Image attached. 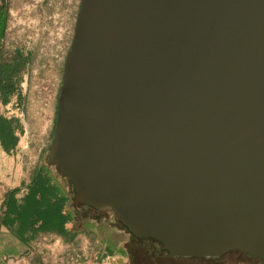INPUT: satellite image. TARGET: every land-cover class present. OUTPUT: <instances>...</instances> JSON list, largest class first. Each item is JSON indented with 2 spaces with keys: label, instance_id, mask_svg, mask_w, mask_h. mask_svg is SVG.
Returning <instances> with one entry per match:
<instances>
[{
  "label": "water",
  "instance_id": "obj_1",
  "mask_svg": "<svg viewBox=\"0 0 264 264\" xmlns=\"http://www.w3.org/2000/svg\"><path fill=\"white\" fill-rule=\"evenodd\" d=\"M48 156L172 258L264 260V0H81Z\"/></svg>",
  "mask_w": 264,
  "mask_h": 264
},
{
  "label": "crops",
  "instance_id": "obj_2",
  "mask_svg": "<svg viewBox=\"0 0 264 264\" xmlns=\"http://www.w3.org/2000/svg\"><path fill=\"white\" fill-rule=\"evenodd\" d=\"M38 167L43 168L40 183L32 187L31 174L21 178L4 202L0 264H158L154 259L146 262L145 258L132 255L130 246L136 240L121 224L111 227L113 221L104 217L105 213L77 207L73 202L75 188L69 178L59 176L51 165L41 163ZM29 189H34V196H28ZM41 202H47L44 208ZM11 226L22 235L15 236ZM52 226L67 232L69 237L40 232L41 228ZM164 257L173 264H264L263 259L241 251L217 258H172L167 253Z\"/></svg>",
  "mask_w": 264,
  "mask_h": 264
},
{
  "label": "rangeland",
  "instance_id": "obj_3",
  "mask_svg": "<svg viewBox=\"0 0 264 264\" xmlns=\"http://www.w3.org/2000/svg\"><path fill=\"white\" fill-rule=\"evenodd\" d=\"M4 2L9 15L0 65L11 62L17 52L28 58V64L20 71L16 95L8 104L0 98V117L15 118L23 127V133L17 132L19 142L15 151L8 153L0 144V212L21 178H28L41 163L50 166L48 153L56 122L57 98L81 0ZM107 214L103 216L113 221L111 227H120ZM140 246L164 250L163 245L151 240L140 241Z\"/></svg>",
  "mask_w": 264,
  "mask_h": 264
},
{
  "label": "trees",
  "instance_id": "obj_4",
  "mask_svg": "<svg viewBox=\"0 0 264 264\" xmlns=\"http://www.w3.org/2000/svg\"><path fill=\"white\" fill-rule=\"evenodd\" d=\"M8 15L7 5L5 4L4 0H0V58L3 56V40L5 38L7 30ZM27 62L28 58H26L21 52H17L11 62L0 65V98L3 103L8 104L11 101V98L16 95V89L20 84V71H22L27 66ZM17 101L19 102L20 98H18ZM17 132L23 133V127L17 119L11 118L9 120H6L0 117V144L4 151L8 153L15 151L16 146L19 142ZM41 172H43V168L40 167H37L31 172L32 180L34 181V184H31L32 187L37 186L38 182L40 183L39 179ZM30 195H35L34 189H29L28 196ZM46 204L47 202H41L40 206L44 208ZM26 206L28 205L26 204ZM28 209L30 210L31 206H28ZM1 218L2 216L0 212V219ZM121 226L129 231L128 228L124 225L121 224ZM10 229L15 236L19 237L22 235L17 228L11 226ZM42 231L57 232L64 237H69V234L67 232L60 231L55 226H52L49 229L41 228L40 232ZM166 253L168 254L167 251Z\"/></svg>",
  "mask_w": 264,
  "mask_h": 264
},
{
  "label": "flooded vegetation",
  "instance_id": "obj_5",
  "mask_svg": "<svg viewBox=\"0 0 264 264\" xmlns=\"http://www.w3.org/2000/svg\"><path fill=\"white\" fill-rule=\"evenodd\" d=\"M133 237L135 238L134 240H136L130 246V250L132 251V255L133 256L137 255L138 257L145 258L146 262H149L150 260L154 259L155 262H157L158 264H173L169 259L164 257L165 254H166V250H163V251L159 250L155 246H151L150 248H152V249L149 248L150 249L149 250V249H144L143 247L140 246V241H142V240H151V241H153V239L138 238V237H136L134 235H133Z\"/></svg>",
  "mask_w": 264,
  "mask_h": 264
},
{
  "label": "built area",
  "instance_id": "obj_6",
  "mask_svg": "<svg viewBox=\"0 0 264 264\" xmlns=\"http://www.w3.org/2000/svg\"><path fill=\"white\" fill-rule=\"evenodd\" d=\"M11 261H15L14 259H12ZM17 261V260H16Z\"/></svg>",
  "mask_w": 264,
  "mask_h": 264
}]
</instances>
